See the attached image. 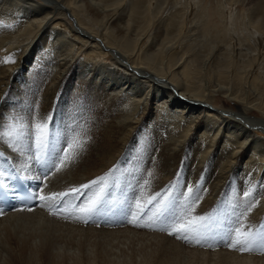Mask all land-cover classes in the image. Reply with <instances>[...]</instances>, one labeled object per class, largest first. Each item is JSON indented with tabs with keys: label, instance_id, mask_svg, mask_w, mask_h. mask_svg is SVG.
I'll return each mask as SVG.
<instances>
[{
	"label": "bare ground",
	"instance_id": "6f19581e",
	"mask_svg": "<svg viewBox=\"0 0 264 264\" xmlns=\"http://www.w3.org/2000/svg\"><path fill=\"white\" fill-rule=\"evenodd\" d=\"M31 1L0 0L4 49L36 52L33 64L42 59L46 71L31 93L28 112L10 111L5 118L0 112V182L11 185L19 171L35 185L36 194L51 196L104 179L84 196L70 194L31 211L12 207L4 212L0 264H38L42 254L53 255L57 241L48 232L52 228L80 234L94 231L93 222H124L116 207L130 184L144 178L152 192L168 193L178 174L179 190L194 189L199 214L227 188L241 195L254 216L264 214V136L253 131L254 126L264 128V0ZM72 71L75 79H67ZM229 99L240 102L234 113L207 103L225 105ZM252 110L259 116L249 115ZM69 143L71 159L61 165ZM79 144L83 148L77 152ZM132 148L134 157H126ZM126 158L133 168L125 167ZM43 160L44 177L36 171V162ZM97 193L100 204L91 215L75 210ZM57 207L68 221L76 218L85 227L60 223ZM112 228L97 231L127 232L126 237L138 232ZM164 238L154 239L158 242L145 264H177L182 250ZM245 249L239 254L222 249L189 253L216 264H264L263 256Z\"/></svg>",
	"mask_w": 264,
	"mask_h": 264
},
{
	"label": "rangeland",
	"instance_id": "374dc122",
	"mask_svg": "<svg viewBox=\"0 0 264 264\" xmlns=\"http://www.w3.org/2000/svg\"><path fill=\"white\" fill-rule=\"evenodd\" d=\"M37 1L41 2V0H37ZM31 2H33V0ZM60 16H62L65 19V21L63 19L64 23L66 22H68L67 24L71 23L70 19L68 20L62 14H59V17ZM73 26L74 27L76 26L74 22H73ZM2 39L3 37H1L0 39V45H1L0 46V92L2 94L0 95V112L2 116L3 114H5L4 115L5 118L6 115L7 116L10 115L9 114L10 111L18 112V114H24L25 112H28L30 110L31 103L33 102L31 98V93L33 92V90H35L34 87L36 86V84H38L40 80H44V75L46 71H44V69H42L41 65L39 64L42 62V59H39L33 64L34 58L36 56V52L34 53L31 52L29 55L27 53L23 55L21 54V51L15 49L7 51L4 49L2 45L1 42ZM8 58H11V62H6ZM66 78L67 79L70 78V80H74L75 73L72 71L71 73H69V75ZM224 101L226 102L225 105L219 104L211 100L207 101V103L210 104V105L208 104L209 107H213L221 110L224 109L225 113H227L226 110L228 111V113H230V111L231 113H234V111H236V106L240 103L234 99L231 100L229 99ZM150 107L151 110L154 112L155 100H153L150 103ZM73 110L77 111V108L73 107ZM248 114L252 115L253 117H256L257 115L259 116V113L254 110L249 111ZM15 119L13 121H15ZM262 129H264L262 126L253 127V131L256 130L255 132H258L260 135L264 136V130ZM141 143L143 145L142 139H141ZM132 151L133 148L129 149L127 151L126 157L128 158L134 157L133 155L134 152ZM245 158L246 156H244L241 159L239 163L240 166L244 164ZM127 162L130 165H128L127 163H123L126 165L125 167L133 168L132 162H130L128 159ZM133 162H135L134 159ZM119 169H122V167H120ZM187 176L190 179L191 177L190 173L187 174ZM172 178H171L172 180H170V189L168 193L167 191L163 192L162 189H160L159 191L157 190L155 192H152L151 189L148 188L144 182L146 181L147 178L146 179L144 178L143 179L144 181L139 182V184L138 183L130 184L129 192H127V194L125 195L126 197H123L124 201H121L122 203L120 204L121 207H116L119 208L120 211H122V215L127 219V220L125 219V221L120 224L115 225V223L113 222L110 223L101 222L102 224L100 222L99 223L93 222L90 225L89 224L88 225L93 229H95L94 230L95 233L94 231L91 232L80 231L81 232L80 234L77 232V230L75 231V229L72 232H70L62 228L63 230L60 229L56 232L54 228H52V230L48 232L53 233L52 236L56 238L57 248L53 251V255L46 253H44V255L42 254L43 257L40 256V258L37 260V263L38 264H75V263L110 264V263H116L115 261H117L116 264H145L144 260L148 255H152L155 249L156 245H154V243H157L158 241H155L154 239L158 240V235L161 236V238H164L162 236L167 237L161 239L162 242H166V243L168 242V244L171 246H172L171 243H175L174 245L178 251H179L178 248L179 247L181 248L182 251H179V254L180 255L183 254V255L181 256L179 255L178 257L179 260L177 259V264H216L214 260L208 258L207 256L205 257L197 253H189V251L193 249L196 250L203 249L202 251H207V252H216L218 249L220 250L222 249L221 251L229 250V252L231 253H235V252L238 253L239 249L246 248L245 251L247 253L252 252L253 254L255 253L257 255L259 253V255L264 257V249H263L264 247H261L260 245V242L264 240L261 237L262 234H264V214L259 217L254 216L250 211H248L246 206H244L245 204L241 201V195L240 194L237 195L236 191L232 190L231 188L225 189L224 190L225 192L222 191L218 199L214 201L213 204H211L210 208L207 209L206 211L205 210L202 211L199 214L197 213L198 210L195 209L197 204L195 203L196 195L194 197V195L192 194L194 193V189L192 188L191 191L188 190L189 192L187 190L186 192L185 190L182 189L179 190L178 189L179 182H177L178 174L176 176L174 175V177ZM154 197L155 199H153ZM134 199L136 201V204ZM150 201L151 203H149ZM239 205L241 207H239ZM98 212L101 213L102 211H98ZM61 215L64 217V219H62L63 217ZM59 216L61 217H58L57 220L60 223L65 222L76 226L78 225L85 227V225L82 224L80 221H78V219L76 218L75 221H68L66 219V217L68 216L64 212L59 214ZM201 216L204 217V220L196 225L198 231L188 232L187 233L188 239L185 240L178 238V236L185 235L183 232L175 235H169V233L172 231L171 227L174 223L177 222L184 223L187 220L192 219L193 217H201ZM79 217L80 216H78V218ZM131 218L134 219L135 221L134 220L132 221ZM111 225L112 226L115 225V226L112 228ZM110 227L116 230L117 228H119V229H129L131 230L130 232H132L133 230L138 232L136 233L132 232L126 237V235L128 234L127 232L125 236H122V233L120 234L121 236H117V235L114 236V235H106L105 233L102 234L100 231H97L99 229L106 230L109 229ZM124 233L125 232H123V234ZM156 235L157 237L155 238ZM240 235H242V238L238 239ZM244 236L246 237L249 246L246 247L243 246V245H247V243H244V241L246 240ZM240 239H243V241L241 242L242 243L241 246H238L239 247L238 248L236 245V241ZM170 240L173 242H169ZM15 241L19 243L18 240H13V242ZM229 241H231V244L233 246H229ZM172 250L175 251L173 248ZM162 251L164 250L161 249V251L159 250L158 253L160 252L162 253ZM239 253H243V252H239ZM75 257L76 258L78 257V259L76 260ZM17 264L20 263L17 262Z\"/></svg>",
	"mask_w": 264,
	"mask_h": 264
},
{
	"label": "snow or ice",
	"instance_id": "6c2138e0",
	"mask_svg": "<svg viewBox=\"0 0 264 264\" xmlns=\"http://www.w3.org/2000/svg\"><path fill=\"white\" fill-rule=\"evenodd\" d=\"M6 62H11V58H8L6 60ZM37 129L42 133L43 129L41 128L40 125H37ZM82 148H83V144H79L76 146L75 151L78 152ZM70 150H74L73 144H71V143L68 144V147L66 149L62 150L64 152V159H62L60 161L61 165H64L66 162H68L71 159ZM103 179H104V177L101 176L98 179H93L90 182L81 184L79 187L71 188L70 192L52 193L51 196L40 195L38 197V199L41 201H46L49 199L59 198L61 201H63L70 194L76 195V196H84V195H87V192L90 191L94 185H97L98 180L103 181ZM0 188H3L2 184H0ZM103 190L104 189L101 188L100 191L103 192ZM189 191H191V189H189ZM245 195H247V193H245ZM153 199H155V197ZM99 202H100V194L97 193L94 199L89 198L86 202L76 206L75 210L78 211L79 213L83 214V215H91V213H93L95 211ZM149 203H151V201ZM29 211H31V209H29ZM62 211H63L62 207H57V212H62ZM52 214L55 215L56 213L54 212ZM203 220H204V217L201 216V217H193L192 219H189L184 223H179V222L174 223L172 225V231L169 233V235H175V234H179V233L183 232L185 235L178 236V238L186 240V239H188L187 233L190 231H198V228L196 227V225ZM234 231H237V230H234ZM236 243H237V245H241L240 240H237ZM244 243H247V240H245ZM260 245H261V247H264V240H262L260 242ZM229 246H233L231 244V241H229Z\"/></svg>",
	"mask_w": 264,
	"mask_h": 264
}]
</instances>
